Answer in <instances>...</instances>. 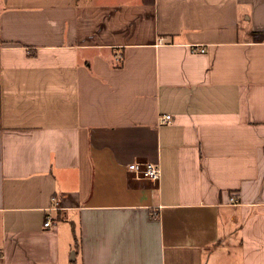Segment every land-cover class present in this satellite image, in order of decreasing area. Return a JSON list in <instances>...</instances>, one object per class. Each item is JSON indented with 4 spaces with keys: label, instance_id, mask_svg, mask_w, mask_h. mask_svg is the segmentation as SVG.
Wrapping results in <instances>:
<instances>
[{
    "label": "crops",
    "instance_id": "crops-1",
    "mask_svg": "<svg viewBox=\"0 0 264 264\" xmlns=\"http://www.w3.org/2000/svg\"><path fill=\"white\" fill-rule=\"evenodd\" d=\"M0 264H264V0H0Z\"/></svg>",
    "mask_w": 264,
    "mask_h": 264
},
{
    "label": "built area",
    "instance_id": "built-area-1",
    "mask_svg": "<svg viewBox=\"0 0 264 264\" xmlns=\"http://www.w3.org/2000/svg\"><path fill=\"white\" fill-rule=\"evenodd\" d=\"M162 42L163 39H160ZM203 51V49H202ZM172 120L171 114H163L160 117V123H165ZM128 171L137 180H148L158 183L162 177V169L158 162L150 161H134L127 166ZM230 202L233 204L238 203V199L235 196L230 197ZM59 208V201L57 198H52V206L48 209L49 211H55ZM53 224V217L51 214L46 215V220L44 222L45 227H50Z\"/></svg>",
    "mask_w": 264,
    "mask_h": 264
}]
</instances>
